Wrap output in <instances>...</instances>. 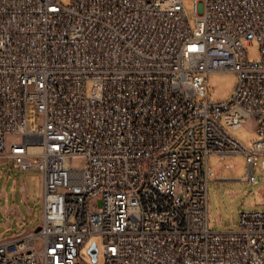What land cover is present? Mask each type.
Segmentation results:
<instances>
[{
  "label": "built area",
  "instance_id": "1",
  "mask_svg": "<svg viewBox=\"0 0 264 264\" xmlns=\"http://www.w3.org/2000/svg\"><path fill=\"white\" fill-rule=\"evenodd\" d=\"M191 1L194 29L184 0H0V159L39 171L44 202L0 264H88L96 237L104 264H264V212L212 231L209 211L214 161L258 184L264 0ZM249 121L245 146L228 131Z\"/></svg>",
  "mask_w": 264,
  "mask_h": 264
},
{
  "label": "rangeland",
  "instance_id": "2",
  "mask_svg": "<svg viewBox=\"0 0 264 264\" xmlns=\"http://www.w3.org/2000/svg\"><path fill=\"white\" fill-rule=\"evenodd\" d=\"M64 5L68 0H62ZM184 8L192 29L195 28V8L191 0H184ZM260 57L255 43L247 49V58L251 61ZM238 83V74L217 73L207 84L208 96L218 102L232 98ZM229 134L245 146L253 143L257 135L253 123L248 122ZM264 157L256 167L257 185L241 181L245 165L234 159L233 167H227L219 160L211 163L215 177L212 178L209 191L210 229L228 231L239 223L242 212H264ZM226 174L227 179L222 178ZM24 187L28 188L30 200L25 197ZM6 189V198L0 200V241L21 236L36 230L43 220V182L39 171L20 172L13 163L0 161V194ZM15 209V210H14ZM10 210V211H9ZM99 248L98 262L94 263L88 249L84 252L88 264H104L103 241L96 237L93 240Z\"/></svg>",
  "mask_w": 264,
  "mask_h": 264
},
{
  "label": "crops",
  "instance_id": "3",
  "mask_svg": "<svg viewBox=\"0 0 264 264\" xmlns=\"http://www.w3.org/2000/svg\"><path fill=\"white\" fill-rule=\"evenodd\" d=\"M0 161H1V162H7V163H9V164L11 163V162H9V161H7V160H4V159H0ZM14 167H15V166H14ZM15 168H16V167H15ZM17 169H18V168H17ZM18 170H19V169H18ZM19 171H20V170H19ZM20 172H22V171H20ZM6 189H7V188H5V189H4V192H3L2 194H0V200L6 198V196H7V195H6ZM23 189L25 190V193H26V194H25L26 200L29 201V200H30L29 190H28V188H26V187H24ZM14 210H15V209H14ZM9 211H10V210H9ZM33 231H34V230H32V231H28V232H26V233H24V234H22V235H28V234L32 233ZM22 235H21V236H22Z\"/></svg>",
  "mask_w": 264,
  "mask_h": 264
},
{
  "label": "water",
  "instance_id": "4",
  "mask_svg": "<svg viewBox=\"0 0 264 264\" xmlns=\"http://www.w3.org/2000/svg\"><path fill=\"white\" fill-rule=\"evenodd\" d=\"M264 165V164H263ZM40 230V227L37 228V231ZM90 255L92 256V260L94 263L98 262V248L96 246V244L94 243L92 248L90 249Z\"/></svg>",
  "mask_w": 264,
  "mask_h": 264
}]
</instances>
